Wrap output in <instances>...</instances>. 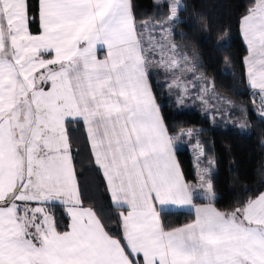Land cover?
Masks as SVG:
<instances>
[{
	"label": "snow or ice",
	"instance_id": "6c2138e0",
	"mask_svg": "<svg viewBox=\"0 0 264 264\" xmlns=\"http://www.w3.org/2000/svg\"><path fill=\"white\" fill-rule=\"evenodd\" d=\"M35 7L0 0V264H264V191L220 209L211 170L199 167L200 142L195 183L176 162L177 142L193 133L171 134L152 76L169 78L177 104L204 78L195 55L171 40L172 25H161L159 39L146 34L130 0H36ZM154 7L167 8L172 24L182 11L181 0ZM238 23L247 82L264 117V0H251ZM209 95L204 82L196 99L207 107ZM70 126L83 129L118 213L115 232L84 206ZM173 208L194 218L166 224Z\"/></svg>",
	"mask_w": 264,
	"mask_h": 264
},
{
	"label": "trees",
	"instance_id": "16d2710c",
	"mask_svg": "<svg viewBox=\"0 0 264 264\" xmlns=\"http://www.w3.org/2000/svg\"><path fill=\"white\" fill-rule=\"evenodd\" d=\"M32 3L35 13L36 0ZM130 3L138 27L145 24L151 28L152 25L167 26V8L154 7L152 0H130ZM250 3L251 0H181L182 11L177 21L171 22L175 31L173 42L189 56L195 55L197 72L210 80L218 96L232 102L234 111L229 113L230 118L235 120L240 112L243 113L246 131L228 128L219 121L211 123L210 118L198 109L178 110L174 101L176 91L168 90L164 74L154 72L152 76L155 101L171 134L185 129H200L187 143L183 141L187 147L200 142L204 154L199 157V167L211 170L215 205L220 209H227L252 193L264 191V118L258 114L259 99L253 102L252 90L247 84L244 66L247 49L238 23ZM38 24L37 17L32 25L33 31ZM69 134L84 206L92 207L115 232L118 227L113 217L118 213L111 206L104 179L92 162L83 129L70 126ZM175 157L187 180L195 183L193 158L188 149L177 147ZM196 202L201 201L198 199ZM51 211L57 219L63 215L60 207ZM162 218L166 224L181 225L193 219L194 214L170 211Z\"/></svg>",
	"mask_w": 264,
	"mask_h": 264
},
{
	"label": "rangeland",
	"instance_id": "374dc122",
	"mask_svg": "<svg viewBox=\"0 0 264 264\" xmlns=\"http://www.w3.org/2000/svg\"><path fill=\"white\" fill-rule=\"evenodd\" d=\"M169 24H171V21L167 22V26ZM172 29H173V27H172ZM145 31H146V34H147V32H151V34L153 36H155L157 39H159L160 38V34H161V26L152 25V28L151 27H147V29ZM174 33H175V31L173 29L172 36H173ZM172 36H171V40H172ZM196 74L199 75V76H202L204 78V80L203 81H195V83H196V87L195 88H193L192 85L189 84V96H188L187 99H185L183 104H177V96H176V94H174V96H175V100L174 101H175L176 108L178 110H182V111L183 110H191L193 108L194 109H198L201 113L206 114V116H208L210 118L211 123L219 121L221 124L225 125L228 128L237 129V130H239L241 132L246 131L247 130V122H246V120L244 118L243 113L240 112V114L236 117L235 120L231 119L229 113L234 111L233 104L231 103V106H229L227 104H221L217 98H222V97L218 96L213 91L210 80H208L205 76H203L199 72H196ZM164 79H165V81L169 80V78L166 77V76L164 77ZM187 79L188 80H192L193 79V76H192L191 73L188 74ZM204 82H208L209 83V87L212 89V92L214 93V95H209V96L206 97V99L209 101V104H208L207 107L200 100L196 99V94L199 92L201 84L204 83ZM166 84H167V82H166ZM171 91H176V90L172 89ZM222 99L225 100V101H228V100H226L224 98H222ZM217 108L220 109V113L216 112ZM213 116H215L214 119H213ZM241 124L244 125L243 129L240 127ZM188 130H191L192 133H194L192 136L195 137V134H196L195 132L200 130V129L199 128H196V129H185L184 131H188ZM191 137H188V138H187V136L181 137L180 140L177 142V146L181 150L182 149H188L190 155L193 158V170H194V174H195V167H196V162H197V158H198V154H196V151H194L195 145L187 147L184 144V141H183V140H185V142H186L189 139H191ZM206 178H207V174H206Z\"/></svg>",
	"mask_w": 264,
	"mask_h": 264
},
{
	"label": "crops",
	"instance_id": "0c3cea01",
	"mask_svg": "<svg viewBox=\"0 0 264 264\" xmlns=\"http://www.w3.org/2000/svg\"><path fill=\"white\" fill-rule=\"evenodd\" d=\"M153 2H154V0H152ZM131 4V3H130ZM243 40V39H242ZM243 43H244V41H243ZM244 45H245V43H244ZM245 47H246V45H245ZM247 49V48H246ZM100 55H103L102 53L100 54ZM246 56H248V51H247V55ZM244 61H245V58H244ZM244 66H245V63H244ZM245 71H246V66H245ZM247 84H248V82H247ZM249 86V85H248ZM157 104V103H156ZM194 134V133H193ZM183 137H185V136H183ZM187 138H188V136H187ZM188 140V139H187ZM178 146H176V148H177ZM196 154H198L197 152H196ZM175 159H176V157H175ZM176 162H177V164H178V161H177V159H176ZM179 165V164H178ZM180 167V166H179ZM103 178V177H102ZM105 182V181H104ZM171 211H188V209L187 208H184V209H180V210H177V209H175V208H173V209H171Z\"/></svg>",
	"mask_w": 264,
	"mask_h": 264
}]
</instances>
